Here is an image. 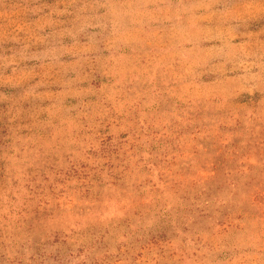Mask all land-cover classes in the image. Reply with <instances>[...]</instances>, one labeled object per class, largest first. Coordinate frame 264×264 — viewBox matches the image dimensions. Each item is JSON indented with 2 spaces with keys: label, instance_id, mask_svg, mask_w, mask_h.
<instances>
[{
  "label": "rangeland",
  "instance_id": "374dc122",
  "mask_svg": "<svg viewBox=\"0 0 264 264\" xmlns=\"http://www.w3.org/2000/svg\"><path fill=\"white\" fill-rule=\"evenodd\" d=\"M0 264H264V0H0Z\"/></svg>",
  "mask_w": 264,
  "mask_h": 264
}]
</instances>
